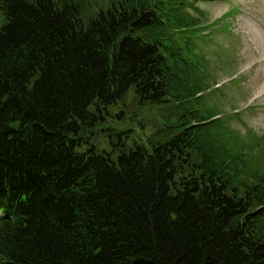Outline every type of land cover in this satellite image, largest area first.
Returning a JSON list of instances; mask_svg holds the SVG:
<instances>
[{"label": "trees", "instance_id": "16d2710c", "mask_svg": "<svg viewBox=\"0 0 264 264\" xmlns=\"http://www.w3.org/2000/svg\"><path fill=\"white\" fill-rule=\"evenodd\" d=\"M88 2L0 0V264H264V144L200 108L185 0Z\"/></svg>", "mask_w": 264, "mask_h": 264}, {"label": "rangeland", "instance_id": "374dc122", "mask_svg": "<svg viewBox=\"0 0 264 264\" xmlns=\"http://www.w3.org/2000/svg\"><path fill=\"white\" fill-rule=\"evenodd\" d=\"M109 1L89 0L84 17L90 18ZM184 4L197 25L175 34L191 38L205 63L207 88L200 108L224 118L244 141L241 149L258 152L264 144V0H185ZM148 112L152 129L164 113L156 108Z\"/></svg>", "mask_w": 264, "mask_h": 264}]
</instances>
